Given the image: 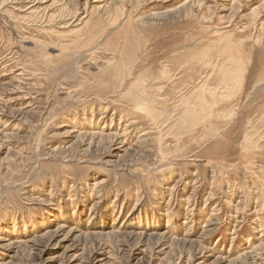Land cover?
<instances>
[{
  "label": "rangeland",
  "instance_id": "rangeland-1",
  "mask_svg": "<svg viewBox=\"0 0 264 264\" xmlns=\"http://www.w3.org/2000/svg\"><path fill=\"white\" fill-rule=\"evenodd\" d=\"M0 264H264V0H0Z\"/></svg>",
  "mask_w": 264,
  "mask_h": 264
}]
</instances>
